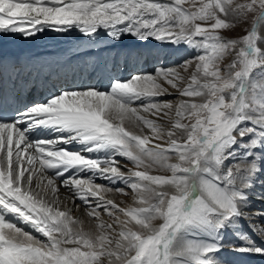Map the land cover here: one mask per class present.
Listing matches in <instances>:
<instances>
[{
    "label": "snow or ice",
    "instance_id": "obj_1",
    "mask_svg": "<svg viewBox=\"0 0 264 264\" xmlns=\"http://www.w3.org/2000/svg\"><path fill=\"white\" fill-rule=\"evenodd\" d=\"M183 2L69 0L63 5V0H50L52 6H48L43 0H0V36L5 40L10 34L33 37L45 27L56 32L75 27L89 38L104 29L117 41L126 35L140 42H183L204 53L178 66L187 71L195 64L187 87L181 85L184 78L178 68H157L155 74H137L128 82L113 80L107 88L87 84L62 89L59 95L16 108L11 114L13 102L8 97L0 99V264H219L216 253L224 247L264 257V245L241 235L244 246L234 247L221 244L219 235L221 229L243 218L252 231L264 236V219H259L264 211H246L248 197L264 175V103L255 100L258 88L246 91L243 86L254 69L264 66V34L258 36L253 26L238 42L225 40L218 31L256 13L257 22L264 21V0H208L196 11H185ZM198 20L211 24L202 27L195 23ZM238 44L236 59L222 75L219 62ZM6 59L0 54V61ZM200 73L212 82L201 83ZM160 81L181 97L203 98L199 103L180 101L170 130L144 115L163 119L174 108L171 101L158 99L169 94ZM182 118H195V122L182 123ZM125 120L150 129L167 147L146 148L149 137L125 130ZM40 129L55 134L54 138H41ZM33 133L36 138L30 139ZM73 144L81 147H60ZM233 145L244 149V160L221 172L225 160H235ZM100 152L106 155L88 158L82 154ZM117 156L145 170L129 169L126 175L116 166ZM170 159L177 162L168 163ZM153 165L166 168L171 176L149 175ZM72 169L75 172L65 177ZM46 170L51 175L44 174ZM84 171L112 184L122 182L146 206L126 210L105 200L101 190L124 194V189L78 178ZM61 187L86 206L95 233L74 231L80 222L70 211L59 209ZM89 196L100 198L93 203ZM102 211L113 223L101 221ZM6 214H14L47 240H38L8 222ZM158 218L163 223L152 227ZM133 221L138 226L135 230L130 226ZM192 227L210 230L211 242H192L177 250V235Z\"/></svg>",
    "mask_w": 264,
    "mask_h": 264
},
{
    "label": "bare ground",
    "instance_id": "obj_2",
    "mask_svg": "<svg viewBox=\"0 0 264 264\" xmlns=\"http://www.w3.org/2000/svg\"><path fill=\"white\" fill-rule=\"evenodd\" d=\"M44 3H47L48 6H52L50 0H43ZM69 0H63V5H66ZM104 2H111V0H104ZM160 3H171L172 0H157ZM203 0H184L182 7L185 11H196ZM34 15V14H33ZM199 21V20H198ZM198 21H195L198 24ZM253 23V22H252ZM210 23H208L209 25ZM159 26V25H157ZM201 26V25H200ZM117 27H123V25H118ZM187 27V26H186ZM204 27V26H202ZM255 28L257 31V35L264 34V21H259L255 23ZM232 30V29H231ZM238 30V29H237ZM176 31H179L177 28ZM194 39L199 40L198 37H194ZM201 39V38H200ZM16 43V50L18 52L15 60L12 62V69L13 74L15 69L25 70L26 73H29L31 76L34 75L36 78L42 77L43 72L49 71L52 76L50 81H56L58 78V72L61 71V68H66V65L76 63H81L82 60H86L89 65L92 63V57L94 55L109 52H115L119 55H126L128 53H136V54H146L148 55L149 52L152 54V62L151 66L144 65L143 68L132 66L129 70L127 76H121L119 81L121 82H128L130 79V75L133 77L137 74H144V73H152L155 74L157 68L160 69H170V68H178L187 58L189 59L192 56H195L197 53V49L187 45L183 42L180 44H172L169 42L163 41H156L151 40L150 42H140L135 38L130 36H122L121 40L117 41L113 38L107 36L106 30L99 29L93 37H85L82 33L79 32L78 29L73 27L68 32H56L51 30L48 27H45L43 32L37 33L33 37L25 38L24 36H19L15 39ZM66 61V62H64ZM232 60L227 61L224 63L225 65V72L228 69V65L231 64ZM219 66L220 62H219ZM223 66V65H222ZM110 67V66H108ZM107 67H98L96 72L95 79L93 81H89L88 79L85 80L84 76L81 77L80 81L77 80L72 84L70 82L65 81L63 84L66 85V89H70L73 86H84L87 84H94L97 87L107 88L108 85L113 81L112 78L107 75L108 71L106 70ZM180 75L184 78L181 82L182 87H187L189 83H191V75L195 73V64L190 66L187 71L178 68ZM134 72L131 74V72ZM105 72L106 75L101 78L102 73ZM198 75V79L201 83L206 82L202 76ZM211 78V77H210ZM47 78H43L39 85L38 91L32 93V97L34 98L33 103L44 102L48 97L53 95H59L60 89H58L59 85L56 84L51 85L50 83L47 84V87L44 89V84ZM264 80V79H263ZM261 81V80H260ZM160 83L168 89V95L159 97L158 99H165L172 102L174 105L173 110H171L168 116L164 117L163 119H157L156 117H152L148 114H144L147 118L153 119L154 122L159 125L161 128L170 130L172 123L177 119L175 115V106L179 104L182 100H194L195 102L199 103L202 102L203 98L196 97V98H189V97H181L179 93L172 89L169 85H167L164 81H160ZM210 83V82H209ZM263 85V84H262ZM196 87V85H193ZM260 86V85H259ZM264 86V85H263ZM249 89V88H247ZM260 90L264 92V87H260ZM261 95V93H259ZM157 99V98H153ZM256 100H258L256 98ZM261 96L259 97L258 102L261 103ZM139 102H137V105ZM137 105H133L134 107ZM188 123L191 124L195 122V118H185ZM182 121V120H181ZM114 123H119L118 120L113 121ZM184 123V122H182ZM125 130L131 131L140 136H147L149 137L148 144L145 145L146 148H153L156 144H160L162 147H167V144L164 140L156 139L153 136V133L150 129H147L143 125L138 123L133 124L131 121L125 120L122 125ZM39 131L42 132L41 138H54L55 134H50L46 129H40ZM30 139H34L35 134L29 135ZM247 139V138H245ZM180 142H183L181 138ZM237 147L240 145H233V147ZM60 147L67 148L68 150H78L81 146L80 145H60ZM240 155L235 156L234 160H225L223 165H221L220 171L223 172L226 168L233 166L234 163L240 162L244 160V149L240 147L239 149ZM88 158H103L106 154L104 152L100 153H82ZM174 155V154H172ZM250 160L251 157H248ZM116 160L119 162L116 166L124 172L126 175L131 169L132 171L136 170H145L144 168L136 169L131 161H129L126 157L117 156ZM175 159H170L168 163H176ZM37 167L39 164L37 162ZM75 169H72L69 173L65 174V177L73 174ZM46 175H51V172L46 170L44 173ZM149 175H164V176H171V172L167 171L166 168H161L159 165H153L151 168L148 169ZM62 177L61 179H63ZM78 178L82 179H89L93 180L94 184L102 185L104 187L116 188L120 187L124 189V194L116 191L111 192H104L101 190L100 196H103L105 200H112L114 203L118 205L120 208L129 209V208H139L141 206L138 201V197L135 192H133L130 188L124 185L122 182L118 181L116 184L110 183V181L101 178L99 175L93 176V173L89 171L80 172ZM37 182V177L34 176L33 184ZM46 183V181H44ZM153 187H157L156 185H152ZM163 190H167L169 192H174L175 189L171 186H163ZM260 195H264V175H261L259 181L255 184L251 191V195L248 197L250 203L246 211L250 210L251 207H257L264 209V199H258L257 197ZM91 197L89 199L95 203L96 200L100 198ZM86 206L78 199L74 198L71 193L68 192L66 188L61 187L59 193V209L62 211H70L72 218L79 221L77 225L73 226L74 231H84L89 233H95L96 226L93 220L87 217V213L85 211ZM258 213V212H253ZM101 221L105 224L113 223V220L107 216L106 213L103 211L101 212ZM121 219H125L123 215H121ZM264 219V218H259ZM6 220L16 225V227L21 228L26 233L32 235L34 238L46 241L47 237L42 236L38 233L34 228H32L29 224L23 222L14 214H6ZM244 223H248L246 220L243 219ZM243 222L240 221L238 218L234 225H230L220 230L219 235L222 236L220 240L221 244L230 245L234 247H242L244 246V241L239 240L235 243L231 242L230 237L233 232L237 230V227L240 225L242 226ZM163 223L162 219H156L152 221V227L158 228ZM131 227L138 228L133 221V224L130 225ZM4 231H7L5 229ZM116 231L118 232L119 229L117 228ZM113 235L114 234H110ZM257 238L252 240L257 245H260L259 241H264V236L259 235L256 232ZM212 234L210 230H205L203 228H196L192 227L188 230L182 231L177 235L176 241L174 242V247L177 250H181L187 246L188 243L192 242H211ZM264 245V244H263ZM67 247H72V245H67ZM216 259L219 261V264H260L259 262H264V257L250 255L246 253H239L234 252L231 250V247H224L221 249L220 252L216 253Z\"/></svg>",
    "mask_w": 264,
    "mask_h": 264
},
{
    "label": "rangeland",
    "instance_id": "obj_3",
    "mask_svg": "<svg viewBox=\"0 0 264 264\" xmlns=\"http://www.w3.org/2000/svg\"><path fill=\"white\" fill-rule=\"evenodd\" d=\"M207 2H208V0H203V3H207ZM239 2H246V0H239ZM257 15H258V13L253 14L251 16H245V17H243V21L242 22H238L235 27H232V28H229V29H226V30L225 29L218 30L219 31V35H221L225 40H235V41H238V42L241 41L243 39V37L252 30L253 26H255V23H256V20H257L256 19ZM208 23L211 24V21H209L207 23L203 22V21H198V24L201 25V26H204V27H209L210 24L208 25ZM198 38L200 40L201 37H198ZM240 46L241 45L238 44L236 49L230 50L229 53L226 54L225 57L220 61V65L221 66H219V68L221 70L222 75L225 73V68H224L225 65H224V63H226L227 61H230V60H232L230 62V63H232L233 60L236 59V57L238 55V52H239V47ZM201 54H204L202 49L201 50H197V53H196L195 56H198V55H201ZM132 73H134V72L132 71L131 74ZM199 75L202 76L206 82H212V78H210V77L205 78L202 73H200ZM263 79H264V66L257 67L256 69L253 70V72L250 74L249 78L244 82V85H243L245 87L246 91L248 90L247 88H253V87L258 88L259 90L255 93V100H256V98L259 100V97L261 96V99H262V100H260L261 103H264V92H262V90H260V87L264 85V80ZM259 93H261V95ZM258 100H256V101H258ZM184 119L185 118H182L181 122H184V123L187 124L188 122L186 120H184ZM239 149H240L239 146H237V147H235V146L233 147L232 146V151L234 152V155L236 157L240 155ZM231 162H232V160H231ZM234 162H235V160H234ZM250 209L253 212L264 211V209L257 208V207H251ZM239 219H240L241 222H243V218H239Z\"/></svg>",
    "mask_w": 264,
    "mask_h": 264
}]
</instances>
